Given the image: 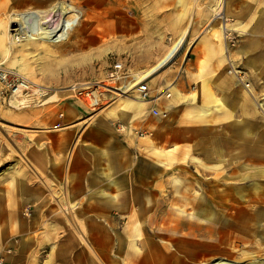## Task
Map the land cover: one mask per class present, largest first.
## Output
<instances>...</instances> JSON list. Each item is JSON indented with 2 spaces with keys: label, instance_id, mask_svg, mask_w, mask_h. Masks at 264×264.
<instances>
[{
  "label": "crops",
  "instance_id": "1",
  "mask_svg": "<svg viewBox=\"0 0 264 264\" xmlns=\"http://www.w3.org/2000/svg\"><path fill=\"white\" fill-rule=\"evenodd\" d=\"M142 1L146 43L129 70L117 62L132 79L119 86L187 35L145 81L154 100L135 88L92 118L76 102L62 120L11 114L29 126L31 166L0 192L2 264H264V0H224L240 38L230 56L205 31L221 0Z\"/></svg>",
  "mask_w": 264,
  "mask_h": 264
},
{
  "label": "rangeland",
  "instance_id": "2",
  "mask_svg": "<svg viewBox=\"0 0 264 264\" xmlns=\"http://www.w3.org/2000/svg\"><path fill=\"white\" fill-rule=\"evenodd\" d=\"M57 1H65L74 7L75 15L80 18V26L69 34L66 40L57 44L32 40L30 35L35 34L40 25L37 15L33 11L38 8L48 9ZM137 3H143V1L0 0V64L17 71L34 84L49 89V94L45 99L46 103L42 106L34 105L23 110L8 106L0 107V192L11 190L14 186L13 180L31 166L28 146L25 142L31 138L29 135L25 136V134H31L26 132L29 126L17 124L15 117H10L11 114L32 110L39 111L41 115L64 114L60 107L67 102H76L89 114V118H92L101 110L115 106L118 99H121V96L116 95L100 110L91 111L80 101L74 99L69 89L73 86L85 87L94 84H110L114 87L120 85V82L116 84L107 81L113 65L121 62L129 70L134 59L129 54L134 53L135 42H137L136 47L139 46V48H144L146 43L141 39L145 38L147 34L140 31L141 29H137L139 33L137 32V36L134 37L135 29L140 28L135 25ZM26 12H31L32 15L24 14ZM224 13V0H221L219 9L216 10L215 24L205 30L210 31L222 45L225 41L221 28L222 19L218 15L224 16ZM21 14L24 15L20 17ZM227 18L228 28L238 37L236 47L229 50L226 48V53L230 56L237 48L240 38L231 25L230 18L228 16ZM60 22L61 15L58 10L43 21L42 28H48L52 32L58 28ZM22 28L26 35L20 33ZM129 28H131L132 35L128 32ZM18 36H25L26 39L18 40ZM165 68L166 66L163 69ZM131 80V78L125 79L123 83L127 85ZM128 87H131L130 83ZM54 95L55 98H52ZM258 106L264 114L263 102ZM25 210H27L24 212L25 216L30 218L33 215L31 207L28 206ZM15 239L19 240L20 238ZM218 260L239 264L223 258L215 261Z\"/></svg>",
  "mask_w": 264,
  "mask_h": 264
},
{
  "label": "built area",
  "instance_id": "3",
  "mask_svg": "<svg viewBox=\"0 0 264 264\" xmlns=\"http://www.w3.org/2000/svg\"><path fill=\"white\" fill-rule=\"evenodd\" d=\"M222 19L223 38L226 43L227 50L234 48L237 45L238 37L228 28V18L222 14L218 15ZM127 74L121 63H115L111 72L108 75L107 81L115 82L116 84L123 79H126ZM249 84L246 87L249 88ZM139 98L142 101L149 102L152 99L150 89L146 82H141L137 85ZM135 88H126L124 86L114 87L110 84H94L85 87L73 86L69 89L72 97L80 101L86 108L91 111L100 110L103 106L110 103L115 96H127ZM49 94V89L43 86L34 84L32 81L21 75L15 70L7 68L0 64V107L8 106L13 109H26L32 106H42L46 103L45 99ZM166 95L170 97L167 91L159 94L155 99ZM151 114L155 117H166V113L160 112L158 108L151 109ZM64 114H59V119L62 120ZM58 123L55 129L60 128ZM119 131L125 132L129 130V126L119 123ZM141 137L149 136L151 133L147 131L134 130ZM11 253V251H7ZM4 262V256L0 257V264Z\"/></svg>",
  "mask_w": 264,
  "mask_h": 264
},
{
  "label": "bare ground",
  "instance_id": "4",
  "mask_svg": "<svg viewBox=\"0 0 264 264\" xmlns=\"http://www.w3.org/2000/svg\"><path fill=\"white\" fill-rule=\"evenodd\" d=\"M58 10L60 11V15H61V22L58 25V28L52 32H50L48 28H42L43 21L48 19L52 15H54V13ZM33 13L37 15V19L40 23L39 29L35 31V34L30 35V38L34 41L43 40V41H48L51 44H57V43H60L66 40L69 37V34H71L78 26H80V23H79L80 18L78 17V15H75L74 7L67 4L65 1H57L54 5H52L48 9L38 8L35 11H33ZM24 14H31V12H26ZM24 14H21L19 16L22 17ZM20 33L22 35H26L25 32L23 31V28L21 29ZM186 36L187 35L184 34V36L180 38L179 41L175 42L174 45H172L168 49V52L158 62V64H156L153 68L142 73V76L140 77L136 76L137 80L135 83H133V85H130L131 86L130 88H133V87L136 88L137 85H139L141 82L151 79V77H154L165 66L172 63L173 60H175L181 54L183 48L185 47ZM24 39H26L25 36H22V37L18 36V40L24 41ZM52 98H55V95ZM215 264H235V263L218 260L216 261Z\"/></svg>",
  "mask_w": 264,
  "mask_h": 264
}]
</instances>
